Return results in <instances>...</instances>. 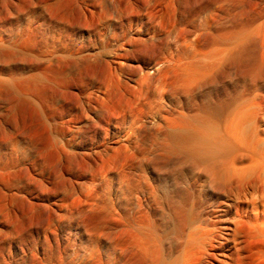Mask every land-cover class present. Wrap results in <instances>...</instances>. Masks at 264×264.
Wrapping results in <instances>:
<instances>
[{
  "label": "rangeland",
  "instance_id": "374dc122",
  "mask_svg": "<svg viewBox=\"0 0 264 264\" xmlns=\"http://www.w3.org/2000/svg\"><path fill=\"white\" fill-rule=\"evenodd\" d=\"M183 1H176L173 17L185 22L198 14L199 24L208 25L211 0ZM232 5L237 10L232 13H239L232 15L233 23L257 19L259 10L264 11V0H232ZM165 11V0H0V264H115L111 253L118 234L116 171L123 169L126 154H132L137 170L143 166L137 174L146 179L161 177L147 165L152 156L145 159L148 154H139L141 123L134 124L133 116L142 117L150 131L159 125L168 129L165 120L170 116L156 105L164 98L162 103L175 108L169 91L158 97L163 80L154 79L143 90L140 83L144 75L158 78L157 70L163 68L155 65L159 62L155 57L149 65L143 62L157 40L164 42L161 46L167 54L174 51L176 56L172 42L177 39H173L177 28L172 30L167 24L170 31L165 28L161 15ZM208 35L203 33V40L193 46L197 49L187 46V53L196 50L197 54L192 51L195 57L186 60L195 68H207L215 59ZM142 43L147 47L135 51ZM169 46L173 50L168 52ZM257 53L252 54V64L258 60ZM244 70L229 65L214 86L201 82L206 84L202 91L211 92L214 105L220 106L228 97L226 88L233 94L231 85L237 79L242 82ZM248 95L232 110L236 117L228 119L227 132L247 129L245 137L235 134L240 138L236 144L256 153V161L244 166L257 163L260 168L248 172L252 178L246 175L247 168L243 174L245 181H255L264 179V125L259 123L260 94ZM121 145L127 153L119 149ZM253 186L250 194L255 193ZM215 197L208 194L205 203ZM234 216L232 212L230 217ZM248 240L243 245L247 264L254 245Z\"/></svg>",
  "mask_w": 264,
  "mask_h": 264
},
{
  "label": "bare ground",
  "instance_id": "6f19581e",
  "mask_svg": "<svg viewBox=\"0 0 264 264\" xmlns=\"http://www.w3.org/2000/svg\"><path fill=\"white\" fill-rule=\"evenodd\" d=\"M176 1L165 0V15L163 12L161 14L165 28L167 25L171 29L173 26L177 28L176 33L173 31L177 35L173 37V39L177 38L176 41L169 38L173 41L170 42L176 43L174 47L176 56L171 46L165 49L168 52L171 50V53L167 54L162 49L164 42L160 39L161 37H158L160 39L157 40L158 43L152 45L155 41L149 42L152 48L148 51L149 53L146 52V60L143 62L149 65L150 59L155 57L153 59H157L156 62L159 61L155 65H163V68L161 67L160 71L157 70V66L156 70L158 74L160 73L158 78L144 75V79L140 81L143 90L144 84L150 87L154 79L159 82L163 80L158 90L160 94L158 97H163V94L169 91L168 93L175 99L173 105L175 108L162 103L164 98H160L161 102L157 100L156 107L171 117L165 120L168 122V129L167 126L163 128V125H159L157 130L150 131V128V130L147 129L146 122L142 123V117L132 115L134 124L141 123L138 126L141 129L139 134L141 144L137 146L140 148L139 154H148L145 159L152 156L151 159L148 158V162L146 161L147 165H152L154 171L161 175V180L155 177L146 179L140 173L137 174L139 168L143 166H139L137 170L136 156L126 154L123 169L116 171L119 182L118 201L114 211L118 218V234L114 240L111 256L114 257L115 264H247V257L243 255V245L247 242L245 240L249 239L248 242L254 245L250 248L251 258L249 259L251 261L248 264H264V225L262 227L264 223V179L245 181L243 178L247 168L244 165L247 161L255 162L257 156L253 150L236 144L240 139L237 138L238 134L243 133L245 137L248 134L247 129L244 131L242 129L243 132L240 133L236 132L237 136H235V131L239 129H235L234 136L233 134L228 135L227 132V124L236 117L233 116L235 114H231L232 110L242 98L252 92L260 94L261 118L259 123L261 126L264 125V11L260 6L259 9L262 10H259L261 11L258 14L259 18L249 17L250 19L237 22L235 17L239 13H232V0H211V3H208L210 4L208 7L209 21H206L208 25L203 23L201 26V22L199 24L197 20L198 14L191 16L185 22L180 17H176L177 19L173 17V11H177ZM233 11L237 12V10ZM232 15H235L233 19L237 23H233ZM239 17L237 20H240ZM242 18L245 17L242 16ZM160 29L162 31V28ZM203 33L205 36L209 34L207 43L212 47L215 59L207 68L200 67L199 69L186 60L193 58L194 52L192 51L197 54L196 50L191 51V49H197L193 46H197L198 41L203 40ZM169 36L172 37L171 33ZM200 37L202 39H199ZM166 38L168 37L165 36ZM142 45L146 46L143 43L138 44L135 51H138ZM187 46L192 47L189 53H187ZM256 52L259 56L254 65L251 59L252 54ZM119 58L116 56L115 59ZM107 65L110 68L112 66L109 63ZM229 65L234 66L235 69L243 66L246 70L241 73L243 74L242 82L235 78L238 81L235 80V83L231 85L233 94L227 87V99L220 106H216L212 101V93H204L203 89L206 84L205 86L202 84L207 82L210 86L217 84L220 81V75L223 71L227 72L225 70ZM119 67L123 68L124 65ZM115 69L118 68L115 66ZM169 74H171L170 78L169 76L166 78ZM225 77L230 76L227 74ZM248 78L251 81L246 83ZM205 79L208 80L205 82L203 81ZM136 83L139 84L138 81ZM125 85L128 87L127 83ZM137 91L140 92V89ZM141 93L143 94L144 91ZM136 96L140 95L135 94L134 97ZM228 119L231 120L228 121ZM240 125L237 124L238 127H236L240 128ZM261 132L264 134V128ZM232 136L233 140L237 141L233 142ZM119 149L127 153L126 146L121 145ZM261 159L263 161L264 157ZM255 165L260 168L257 163ZM253 166L247 168L246 175H249L248 172L250 173L251 169L257 172V168ZM262 169L261 172H263ZM252 185H254L255 193L250 194L248 189ZM210 193L216 197L205 203ZM134 198H137V203L134 202ZM232 212L235 214L234 217H230ZM125 217L128 224L125 223ZM191 230L197 233L192 235L194 232L192 233Z\"/></svg>",
  "mask_w": 264,
  "mask_h": 264
}]
</instances>
